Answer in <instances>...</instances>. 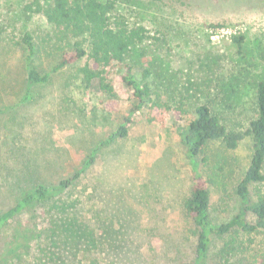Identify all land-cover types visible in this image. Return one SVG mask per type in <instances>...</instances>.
Masks as SVG:
<instances>
[{
	"label": "rangeland",
	"instance_id": "obj_1",
	"mask_svg": "<svg viewBox=\"0 0 264 264\" xmlns=\"http://www.w3.org/2000/svg\"><path fill=\"white\" fill-rule=\"evenodd\" d=\"M30 1L0 0V217L23 193L41 184L53 187L80 171L93 150L129 117L128 136L101 147L96 164L69 190L81 201L85 224L97 229L99 247L78 249L74 262L194 264L198 228L185 208L195 184L193 162L178 127L207 104L229 130L249 129L257 116L256 86L264 77V0L119 4L112 17L130 28L144 27L148 35L126 59L138 82L150 71L144 83L156 104L140 110L123 82V65L107 72L113 96L84 82L79 71L86 60L52 73L61 42L42 15L24 11ZM27 34L35 51L31 63L23 42ZM241 35L246 41L239 53L232 37ZM28 64L51 73L50 80L30 84ZM28 92L31 101L24 100ZM253 148L250 137L235 150L217 142L198 158L210 191L213 224L228 223L242 209L238 186ZM261 196L264 182L252 184L250 200ZM46 206L0 223L1 262L38 264L48 226ZM248 220L254 223L255 217ZM18 235L31 239L27 246H16ZM249 238L254 244H246V254L225 257L226 243ZM263 241L262 234L215 237L204 263L251 264L249 254Z\"/></svg>",
	"mask_w": 264,
	"mask_h": 264
},
{
	"label": "trees",
	"instance_id": "obj_2",
	"mask_svg": "<svg viewBox=\"0 0 264 264\" xmlns=\"http://www.w3.org/2000/svg\"><path fill=\"white\" fill-rule=\"evenodd\" d=\"M136 1L139 0H31L24 7V11L29 14L42 15L58 33L57 38L61 42V56L53 67L52 73L86 60L79 71L84 82L90 87L95 86L113 96L114 89L107 82V72L108 69L115 68L117 65H123L125 68L123 82L129 90L133 91V99L138 102L135 110H140L143 106L156 104L152 99L153 93L149 84L144 83L150 77V71L145 70L144 81L138 82L134 78L132 67L126 63V59L135 46L148 38L147 30L144 27L130 28L126 22L112 17V13L119 4L131 5ZM232 40L241 53L246 37L234 36ZM23 42L28 53L27 58L31 63L35 54L31 35L27 34ZM67 47L68 51H63ZM50 75L51 73H41L31 64L27 66V77L30 84H46L50 80ZM32 99V94L26 93L24 100L31 101ZM255 105L257 116L250 121L246 132L229 130L223 120L207 104L196 109V117L192 121L178 127L182 142L193 162L192 175H194L195 184L192 186L185 208L198 228L197 256L194 264H205L204 261L207 259L215 237L239 233L247 237L264 235V196L254 202L250 200L251 185L264 182V77L256 86ZM130 124H132V119L125 118L108 139L93 150L90 159L80 171L53 187L41 184L23 193L15 206L0 217V223L3 225L23 215L31 208L47 205L44 213L48 226L44 235V243L39 246L38 264H76L74 259L76 260L78 256V249L99 250L96 238L97 229H91L85 224L82 219L81 201L74 199L68 193L87 170L96 164L101 147L111 145L128 136ZM249 137L254 143V154L250 167L238 186L242 209L228 223L213 224L210 219V191L202 176L198 158L213 143L219 142L225 148L235 150ZM249 215L255 217L254 223L248 220ZM18 237L20 241L17 247L27 246L29 242L26 241L31 240L23 235H18ZM252 243L254 244V241L250 238L246 243H242V240L239 243L236 239H232L226 243L227 248L223 249V254H226L225 257L228 254L233 255V252L246 254L247 245ZM74 251L76 253H73ZM249 257L251 264H264V241L261 242L258 250H254L252 255L249 254ZM0 264L8 263L0 260Z\"/></svg>",
	"mask_w": 264,
	"mask_h": 264
}]
</instances>
